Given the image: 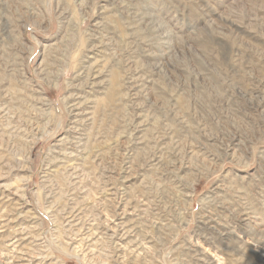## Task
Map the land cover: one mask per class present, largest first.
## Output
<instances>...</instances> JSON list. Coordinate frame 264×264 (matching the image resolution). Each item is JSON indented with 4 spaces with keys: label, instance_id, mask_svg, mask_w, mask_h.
<instances>
[{
    "label": "rangeland",
    "instance_id": "1",
    "mask_svg": "<svg viewBox=\"0 0 264 264\" xmlns=\"http://www.w3.org/2000/svg\"><path fill=\"white\" fill-rule=\"evenodd\" d=\"M0 264H264V0H0Z\"/></svg>",
    "mask_w": 264,
    "mask_h": 264
}]
</instances>
